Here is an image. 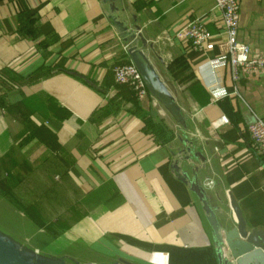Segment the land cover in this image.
<instances>
[{
  "label": "crops",
  "instance_id": "1",
  "mask_svg": "<svg viewBox=\"0 0 264 264\" xmlns=\"http://www.w3.org/2000/svg\"><path fill=\"white\" fill-rule=\"evenodd\" d=\"M117 1L157 43V66L208 159L180 165L198 167L220 221L234 215L232 196L248 229L264 231V156L248 130L264 120V70L237 81L229 65L213 71L226 41L214 0ZM239 1V40L264 54V0ZM109 14L104 0H0V230L47 255L40 241L64 238L102 256L70 257L86 262L218 264L202 204L173 170L174 120L106 85L129 60ZM195 19L210 31L201 49L176 36ZM213 80L227 92L219 99Z\"/></svg>",
  "mask_w": 264,
  "mask_h": 264
},
{
  "label": "water",
  "instance_id": "2",
  "mask_svg": "<svg viewBox=\"0 0 264 264\" xmlns=\"http://www.w3.org/2000/svg\"><path fill=\"white\" fill-rule=\"evenodd\" d=\"M117 0H104L109 7V20L118 31L129 61L135 65L141 74L144 83L156 103V109H163L174 120L181 143L179 150L180 160L173 162V170L181 182L190 187L196 195L202 209L206 214L207 222L212 230V239L215 245V253L218 264H264V231L260 229H248L247 223L236 200L230 196V204L233 216L220 221L209 202L206 188L199 181L198 167L192 171V175L185 171L180 162L201 161L205 164L208 159L198 146L195 139L190 138L189 118L180 107L175 92L165 80L157 66V62L164 64V59L157 54V43L150 41L136 18L130 19L123 16ZM75 76L87 81L82 75ZM232 222L235 225L232 226ZM0 264H136L119 258L108 262H86L74 258L55 255H47L38 250L23 245L9 237L0 230Z\"/></svg>",
  "mask_w": 264,
  "mask_h": 264
},
{
  "label": "built area",
  "instance_id": "3",
  "mask_svg": "<svg viewBox=\"0 0 264 264\" xmlns=\"http://www.w3.org/2000/svg\"><path fill=\"white\" fill-rule=\"evenodd\" d=\"M216 8L220 9L226 29V41L223 44V55L214 60L213 71L218 66L229 65L232 76L237 81L242 74H253L264 70V54L253 52L251 47L239 40L240 30V1L239 0H214ZM176 36L179 39L188 40L194 49H201L210 38V31L199 19L192 20L180 28ZM115 82L130 86L139 101L151 98L138 69L131 62L117 65L114 68ZM210 92L214 99H219L227 94L219 88L218 82L213 80L210 84ZM228 123V119L222 117L214 123L222 126ZM251 139L259 153L264 156V120L257 117L248 126Z\"/></svg>",
  "mask_w": 264,
  "mask_h": 264
},
{
  "label": "rangeland",
  "instance_id": "4",
  "mask_svg": "<svg viewBox=\"0 0 264 264\" xmlns=\"http://www.w3.org/2000/svg\"><path fill=\"white\" fill-rule=\"evenodd\" d=\"M34 177H36V176H34ZM46 208H47L46 209L47 211L50 210V211H48V213H46L47 217H51L52 219H54L55 213H54L53 207L49 206ZM64 225H66L68 227V226H70V223H65ZM51 226L54 227V222L51 223ZM49 232H52V231L49 230ZM44 239L46 240V238H44ZM45 240H43L42 242L40 241V245L43 246L42 249L45 251L52 252L50 254L55 255V256L68 255L69 257H75V258H81V259H87V258L98 259L99 257H102L101 255L87 252L82 248H80V250H83V251H79V249L77 250L76 248L73 247V243L69 239L62 238V239H58V240L56 239V241H53L52 239L48 238L47 241H45ZM113 259L114 258H112V257L108 258V260H113Z\"/></svg>",
  "mask_w": 264,
  "mask_h": 264
},
{
  "label": "trees",
  "instance_id": "5",
  "mask_svg": "<svg viewBox=\"0 0 264 264\" xmlns=\"http://www.w3.org/2000/svg\"><path fill=\"white\" fill-rule=\"evenodd\" d=\"M130 61L127 60V59H123L117 63H115L113 65V67H111L108 72H107V75H106V85L109 86V87H113L118 96L120 98H122L123 100H126V101H129L133 104H137L138 103V100L135 96V92L134 90L128 86V85H123V84H118L115 82V78H114V68L117 66V65H122V64H126V63H129ZM29 214H31L32 216L33 213L32 212H29Z\"/></svg>",
  "mask_w": 264,
  "mask_h": 264
}]
</instances>
